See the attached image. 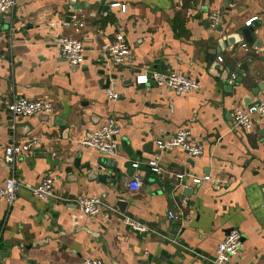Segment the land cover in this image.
<instances>
[{
	"label": "crops",
	"instance_id": "crops-1",
	"mask_svg": "<svg viewBox=\"0 0 264 264\" xmlns=\"http://www.w3.org/2000/svg\"><path fill=\"white\" fill-rule=\"evenodd\" d=\"M213 10L220 12L216 26ZM10 14L12 27L0 21V185L13 175L20 187L12 205L0 201V264H81L85 257L213 264L218 242L232 228L242 235L232 264H264V115H252L250 129L232 127L237 111L264 98V89L251 93L264 76V0H16ZM82 15L85 24L75 29ZM255 16L253 43L227 40ZM49 20L57 25L49 28ZM117 31L131 47L123 66L99 51ZM64 36L83 42L82 64L59 55ZM242 64L241 82L224 88L221 70ZM142 71H179L196 78L199 90L137 85ZM109 88L116 99L107 96ZM20 95L48 99L54 112L15 117L6 104ZM110 116L120 126L116 154L82 145ZM181 127L202 144L200 155L157 149V139ZM28 138L39 145L5 164L4 146ZM151 159L159 171L149 167ZM202 175L210 179L191 181ZM46 176L54 196L40 199L32 188ZM134 176L139 191L126 185ZM84 196L100 200L96 215L78 209ZM118 199L126 203L123 212ZM124 216L149 230L131 229Z\"/></svg>",
	"mask_w": 264,
	"mask_h": 264
},
{
	"label": "built area",
	"instance_id": "built-area-1",
	"mask_svg": "<svg viewBox=\"0 0 264 264\" xmlns=\"http://www.w3.org/2000/svg\"><path fill=\"white\" fill-rule=\"evenodd\" d=\"M16 4V0H0V14L11 12ZM111 6H120L121 10H125V5L120 3H113ZM83 15L79 21L73 23L75 29L82 27L85 24ZM257 17H252L246 21V25H250ZM209 19L212 26H216L220 22L219 10H213ZM57 25V21L49 20L48 27L53 28ZM59 55L68 63L78 66L84 62L85 47L83 42L73 36H64L61 38L58 45ZM99 51L109 57L110 62L116 66H123L126 64L131 53V47L127 43L125 35L122 31H117L114 40L104 43L100 46ZM221 61V57H218ZM153 81L157 86L170 88L178 93H187L190 91L199 90V82L196 78L179 71H152L147 73L145 71L139 72L134 77V82L137 85L147 84ZM109 98L116 99L117 93L113 88L107 90ZM6 109L15 117H26L34 114L51 115L54 112V104L48 99H29L25 96H15L10 102L6 104ZM264 115V98L249 105L244 110L237 111L232 120L233 128L250 129L252 127V115ZM120 133V126L117 124L114 117H108L101 123L91 134L81 140V144L92 147L99 152L113 156L118 150L116 137ZM40 141L37 138H28L19 141H12L4 146L3 162L9 167L14 161L23 154L31 151L39 145ZM156 147L159 151L171 150L173 148H180L185 151L190 157H196L202 153V144L193 142L191 140V132L187 127L179 128L171 137L157 139L155 141ZM264 145V139L262 141ZM132 167H137L138 163L131 164ZM149 167L157 172L159 167L156 159L148 161ZM177 178L183 179V174H177ZM209 175L194 176L191 178L193 183H200L201 181L209 180ZM127 187L132 191H139L142 186L141 179L137 176L132 177L126 183ZM20 182L11 175L5 179L4 183L0 185V201H4L7 205H12L18 195ZM32 193L40 198L45 199L54 196L53 179L50 176L42 178L33 188ZM77 207L84 214L94 216L100 211V200L96 196H84L77 199ZM170 219L177 218L173 211L168 212ZM123 222L131 229L144 232L149 230V227L144 223L129 217L124 216ZM242 248V235L237 228H232L225 237L218 242L215 255L212 258L213 264H232V259L236 257ZM24 264H35L34 262H26ZM81 264H107L101 259L85 257Z\"/></svg>",
	"mask_w": 264,
	"mask_h": 264
},
{
	"label": "water",
	"instance_id": "water-1",
	"mask_svg": "<svg viewBox=\"0 0 264 264\" xmlns=\"http://www.w3.org/2000/svg\"><path fill=\"white\" fill-rule=\"evenodd\" d=\"M76 11V10H75ZM0 21H4V24L6 27L10 26L12 27V17L10 12L6 14H0ZM218 30H221V25H218ZM254 32V26L252 24L246 25L244 27H240L235 35H228L227 40L232 41V39L236 40V42L245 41L248 43H253L255 38L253 37ZM234 36H239V39H237ZM245 65H239V67L231 68L230 66H226L221 70V74L219 76V79L223 82L224 88L228 87L231 88L232 85L235 83H240L243 76L245 75ZM231 76V79L229 78ZM264 89V76L261 81L256 82V85L251 88V93L256 96L259 91ZM185 184V181L182 182V185ZM187 187L184 188L186 190ZM188 190H191V188L188 187ZM125 201H122L120 199L117 200L116 205L119 206L121 211L123 212L124 209H122L125 206Z\"/></svg>",
	"mask_w": 264,
	"mask_h": 264
}]
</instances>
